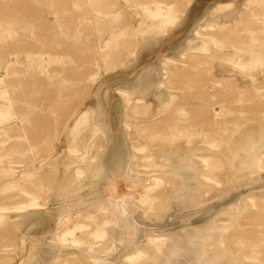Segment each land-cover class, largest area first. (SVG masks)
<instances>
[{
  "label": "rangeland",
  "instance_id": "1",
  "mask_svg": "<svg viewBox=\"0 0 264 264\" xmlns=\"http://www.w3.org/2000/svg\"><path fill=\"white\" fill-rule=\"evenodd\" d=\"M0 264H264V0H0Z\"/></svg>",
  "mask_w": 264,
  "mask_h": 264
}]
</instances>
